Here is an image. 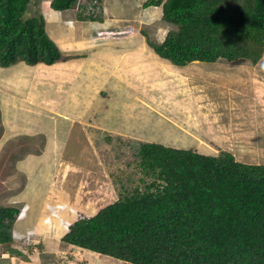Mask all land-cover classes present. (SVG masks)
<instances>
[{
  "label": "rangeland",
  "instance_id": "1",
  "mask_svg": "<svg viewBox=\"0 0 264 264\" xmlns=\"http://www.w3.org/2000/svg\"><path fill=\"white\" fill-rule=\"evenodd\" d=\"M41 3L32 0L29 15L47 16ZM129 8L125 15L129 23L144 25L133 6ZM122 25L110 27V34L102 39L104 52L101 50L99 58L91 54L89 59L88 67H109V76H103L109 81L98 82L95 102H90L93 91L73 112L71 98L75 94L64 106L61 99L65 93L49 90V84L44 86V76L32 87L22 83L26 76L21 74L28 68L33 70L30 64H0V78L9 79L14 74V95L3 89L4 85L0 89L4 97L10 92L4 109L0 106V118L8 120L4 126L0 123V204L23 208L12 229L16 233L12 247L23 254L12 255L7 245H0V264H10L11 260L14 264H126L111 257L108 261L107 256L87 248H75L63 236L67 226L81 216L93 214L121 195L144 190L155 181L156 176L145 174L141 165L139 151L144 142L204 154L226 150L239 161L264 163V49L256 63L239 58L178 66L160 57L149 44L151 50H135L129 55L127 42L133 36L119 37ZM134 27L126 30L133 33L141 28ZM178 28L158 20L139 30L160 42L169 29ZM94 34L95 38L99 35ZM95 38L93 45L98 43ZM74 53L78 54L72 58L83 55L78 47ZM72 76L67 72L65 81L59 80L62 88H68ZM84 111V139L78 124L66 146L57 144L71 120ZM81 140L88 155L92 154L82 161L90 166L85 171L77 166ZM97 257L100 259L95 263Z\"/></svg>",
  "mask_w": 264,
  "mask_h": 264
},
{
  "label": "trees",
  "instance_id": "2",
  "mask_svg": "<svg viewBox=\"0 0 264 264\" xmlns=\"http://www.w3.org/2000/svg\"><path fill=\"white\" fill-rule=\"evenodd\" d=\"M78 0H52L56 10ZM101 1V0H100ZM32 0H0V64H55L73 57L47 31ZM177 25L161 42L142 31L162 58L193 61L260 60L264 0H147ZM144 173L156 179L144 190L119 196L69 225L63 240L134 264H264V163L237 160L230 151L144 142ZM21 208L0 204V245L12 255L13 226Z\"/></svg>",
  "mask_w": 264,
  "mask_h": 264
},
{
  "label": "crops",
  "instance_id": "3",
  "mask_svg": "<svg viewBox=\"0 0 264 264\" xmlns=\"http://www.w3.org/2000/svg\"><path fill=\"white\" fill-rule=\"evenodd\" d=\"M51 1L52 0H42V3H41L42 9H44V11L47 12L48 14L47 16L44 15L47 21L46 29L48 33L67 54H71V55L78 54V53H74L75 49L78 47L82 49L83 55L79 53V56L77 58H70L67 61H61L55 64L39 63L36 65H31L32 66L31 68H33V70H30L28 68L25 74H21L22 76H26L23 79L22 83H26V86L32 87L34 84H37L40 81L38 78L44 76L46 78V81L44 82V86L49 84V87H48L49 90L54 88V89L59 90L61 94L65 93L64 99H61V101H63L64 106L66 104L67 99L71 98V96L75 94V96L71 98L72 100L71 104L73 103L72 112L76 108L79 109L80 107H82L83 100L85 99L88 100L87 97H89L93 93V91H95V95L92 94L93 96H90L91 98L90 102L91 103L95 102L94 100L98 99V91L100 90L98 88V82H100L101 84L102 83L107 84V82L109 81L108 77H103V76H109V71H110L109 67L107 68L105 65H103L102 67H98V68H94L95 65L88 67L89 62H90L89 59L91 57L90 55L92 54V56L99 58L101 56V50H103L105 47V42H103L102 39L106 38L105 37L106 35L104 36L98 35L97 38H95L94 32H97V34L106 33L109 35L110 27L114 23L117 24L118 26L123 24L121 28L123 30L120 32L119 37L131 38L133 36L131 38L132 39L131 41L133 42L131 41L127 42V44L129 43L128 44L129 47L127 46V50L129 52V55H131V52L135 50H139V51L142 50L143 52L146 48H147V51L151 50L148 47L149 45L147 43L146 37L140 32L139 29L143 28L144 25H147L151 22H155L158 20L160 22L164 21L160 7L156 5L145 6L144 3L147 0H102L100 1L101 6H100V11L98 13V17L93 16L94 17L93 19L92 18L89 19L88 17H86L88 16L86 14V10L81 9L82 11H80V9L76 8V6L73 8L67 9V10H56L51 6ZM136 4H138L139 7L136 6ZM132 6H133V10L137 13V16L140 15V19L141 21H143L144 25L138 24L137 27H134L133 25H131V23H129L130 19L126 17L125 15L129 13L130 11L129 7H132ZM128 26L134 27V29H137L139 27L141 28L134 30V32L131 33L132 31L126 30ZM94 38L95 40H98L97 41L98 43L95 45H93ZM78 40H80L82 43H80ZM163 40L164 38L162 39V41ZM91 41L92 43H90ZM90 47H92L93 49ZM117 49L120 51L122 48H117ZM125 52H127L126 49H125ZM151 57L153 56L151 55L150 58ZM196 62L204 64L203 62H199V61H196ZM44 71H46V73H44ZM67 72L73 73V76L71 79H69L70 82H69L68 88H65V87L62 88L64 84H62L61 81L59 80H64L63 78L67 75ZM40 73L42 74L41 76H40ZM16 77L17 75H15V78ZM50 78H52L53 80L49 81ZM100 78H101V81H100ZM56 83H59V87H55ZM51 84H52V87L50 88ZM2 85L6 87L3 89L9 90L14 95L13 93L14 92V74H11L9 79L0 78V89H2L1 88ZM78 89L80 91L76 94L75 92ZM10 92H5L8 95V97L3 96L4 91L0 95V106L2 110L5 107L4 104H6V102L10 99L9 98ZM84 93H85L84 95L85 97L82 96ZM78 101L79 103L74 105V103ZM44 116L45 114L43 115V117ZM86 116H87V112L84 111L82 114H80L77 117L76 120L72 119L68 130L66 129L67 130L66 135L61 134L64 137L62 138L61 141L57 140V144H60V145L64 144L66 146V144H68L67 139L70 138V135L75 130L78 124H80L81 126L80 132H81V137L83 138V133L86 132V129L84 128V131H83L82 126L85 124ZM0 123L2 126H4L6 123H8V120L4 116H2V118H0ZM86 150H87L86 147H84V140H81L79 143V148H78V153H77V155H79L80 163H78L77 166L82 171L83 169L85 171V169L88 170L90 168V166H86L82 164V161L84 160L86 161L88 160L87 158L92 156V154L88 155L89 151H86ZM89 160L92 161L91 158ZM97 165H98V162L95 163V165L93 164V166H97ZM87 170H86V173H87ZM97 211L98 210H96L93 214L97 213ZM93 214H86V215L90 216ZM21 223H24V222L22 221ZM68 230H69V226H67L66 231ZM70 245L75 248H83V247H80L74 244H70ZM91 252L95 253L96 251H91ZM98 255L100 256L102 254L98 253ZM102 256H106V255H102ZM109 257L110 256H107V258ZM97 258L98 259L95 261V263L98 262L100 259V257H97ZM109 260L110 258L108 259V261ZM11 263L14 264V261L11 260L10 264ZM7 264H9V262H7ZM18 264H22V262ZM126 264H134V263L127 262Z\"/></svg>",
  "mask_w": 264,
  "mask_h": 264
},
{
  "label": "clouds",
  "instance_id": "4",
  "mask_svg": "<svg viewBox=\"0 0 264 264\" xmlns=\"http://www.w3.org/2000/svg\"><path fill=\"white\" fill-rule=\"evenodd\" d=\"M102 1V0H101ZM85 2V1H84ZM83 2V4H80V3H78V1H77V3H78V8L80 9V11H82V10H86V14L88 15V16H86V17H88L89 19L90 18H94L93 16H95V17H98V13H99V11H100V6H101V3H100V0H88V1H86L87 3H84ZM77 3H76V6H77ZM80 4V5H79ZM79 6H81V7H79ZM91 7H94V10L91 8ZM82 9V10H81ZM162 15H163V12H162ZM164 19V18H163ZM165 20V19H164ZM170 23V22H169ZM170 30V29H169ZM168 30V31H169ZM168 33V32H167ZM143 34V33H142ZM99 35L100 36H104V35H106V33H99ZM144 35V34H143ZM167 35V34H166ZM166 35H165V37H166ZM145 36V35H144ZM146 37V36H145ZM165 37H164V39H165ZM146 40H147V38H146ZM162 41V40H161ZM160 41V42H161ZM148 43V42H147ZM167 60V59H166ZM169 61V60H168ZM196 61H199V60H196ZM196 61H193V62H196ZM199 62H206V61H199ZM215 62H217V61H215ZM192 63V62H191ZM21 212H22V209H21ZM21 212H20V214H21ZM19 214V215H20ZM14 234V233H13ZM14 236V240H16V236H15V234L13 235ZM81 247V246H80ZM84 248V247H83ZM91 251H93V250H91ZM102 255H104V254H102ZM106 256H108V255H106ZM111 257V256H110ZM111 258H114V257H111ZM114 259H116V258H114ZM118 260H120V259H118Z\"/></svg>",
  "mask_w": 264,
  "mask_h": 264
},
{
  "label": "built area",
  "instance_id": "5",
  "mask_svg": "<svg viewBox=\"0 0 264 264\" xmlns=\"http://www.w3.org/2000/svg\"><path fill=\"white\" fill-rule=\"evenodd\" d=\"M94 10V7H91Z\"/></svg>",
  "mask_w": 264,
  "mask_h": 264
},
{
  "label": "bare ground",
  "instance_id": "6",
  "mask_svg": "<svg viewBox=\"0 0 264 264\" xmlns=\"http://www.w3.org/2000/svg\"><path fill=\"white\" fill-rule=\"evenodd\" d=\"M41 74V73H40Z\"/></svg>",
  "mask_w": 264,
  "mask_h": 264
}]
</instances>
